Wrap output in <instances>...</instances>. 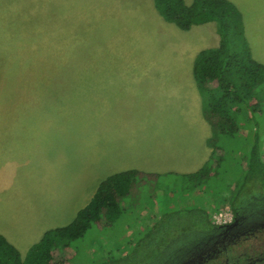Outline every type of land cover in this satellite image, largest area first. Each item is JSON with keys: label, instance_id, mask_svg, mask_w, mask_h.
Instances as JSON below:
<instances>
[{"label": "crops", "instance_id": "obj_1", "mask_svg": "<svg viewBox=\"0 0 264 264\" xmlns=\"http://www.w3.org/2000/svg\"><path fill=\"white\" fill-rule=\"evenodd\" d=\"M42 1L36 9L48 11ZM230 1L243 15L253 57L264 64V0ZM58 5L86 12L68 28L83 19L88 41L111 60V70L104 85L93 87L102 92L93 102H50L55 116L41 117L40 130H23L27 121L16 119V102H0V233L23 257L46 231L71 223L108 176L190 174L213 152L194 66L202 50L220 45L215 21L181 29L159 13L155 0ZM66 110L70 117L60 115Z\"/></svg>", "mask_w": 264, "mask_h": 264}, {"label": "trees", "instance_id": "obj_2", "mask_svg": "<svg viewBox=\"0 0 264 264\" xmlns=\"http://www.w3.org/2000/svg\"><path fill=\"white\" fill-rule=\"evenodd\" d=\"M159 13L184 30L193 25L215 21L221 36L218 47L202 50L195 61L194 75L203 98L204 115L213 128L210 159L190 179L219 178V168L226 155L242 156L239 160V181L227 184L224 198L231 211H236L239 198L264 195V64L251 52L241 11L230 0H155ZM233 31L241 49L232 46ZM224 138L226 141H221ZM139 170L114 173L103 179L92 200L75 219L44 233L22 256L20 250L0 233V264H66L75 253L72 243L85 237L95 225L104 229L120 217V198L132 191L139 178L158 177ZM229 196L228 195H231ZM143 234L137 248L111 264H152L162 260L170 246L212 231L218 224L212 212L193 207L178 215L166 212ZM138 260L137 262H134Z\"/></svg>", "mask_w": 264, "mask_h": 264}, {"label": "rangeland", "instance_id": "obj_3", "mask_svg": "<svg viewBox=\"0 0 264 264\" xmlns=\"http://www.w3.org/2000/svg\"><path fill=\"white\" fill-rule=\"evenodd\" d=\"M41 2L0 0V83L5 87L0 91V102H16V119L27 121L21 125L23 130H40L41 117L55 116L54 103L50 106V102H93L96 94H102L93 87L99 82L104 85L105 72L111 70V60L94 50V39L88 41V26L83 19L73 30L68 28L86 12L60 10L59 0H48L49 10L43 12L36 9ZM81 8L85 10L86 6ZM230 38L232 46L241 49L233 31ZM90 51H95L91 58ZM8 83L11 91H7ZM60 115L70 117L72 112L66 110ZM240 156L228 153L219 168V178L208 181L182 174L137 179L132 191L120 198L119 219L104 229L94 225L84 238L73 242L75 255L66 264L113 263L132 253L139 234L166 212L178 215L189 208L204 207L212 212L216 223L229 222L233 212L224 194L227 184L242 177L237 160Z\"/></svg>", "mask_w": 264, "mask_h": 264}, {"label": "flooded vegetation", "instance_id": "obj_4", "mask_svg": "<svg viewBox=\"0 0 264 264\" xmlns=\"http://www.w3.org/2000/svg\"><path fill=\"white\" fill-rule=\"evenodd\" d=\"M217 224L152 264H264V195L239 198L232 220Z\"/></svg>", "mask_w": 264, "mask_h": 264}, {"label": "built area", "instance_id": "obj_5", "mask_svg": "<svg viewBox=\"0 0 264 264\" xmlns=\"http://www.w3.org/2000/svg\"><path fill=\"white\" fill-rule=\"evenodd\" d=\"M225 223V222H224Z\"/></svg>", "mask_w": 264, "mask_h": 264}]
</instances>
